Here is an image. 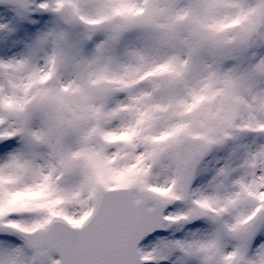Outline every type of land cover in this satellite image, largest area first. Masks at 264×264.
Returning <instances> with one entry per match:
<instances>
[{"label":"snow or ice","instance_id":"obj_1","mask_svg":"<svg viewBox=\"0 0 264 264\" xmlns=\"http://www.w3.org/2000/svg\"><path fill=\"white\" fill-rule=\"evenodd\" d=\"M0 264H264V0H0Z\"/></svg>","mask_w":264,"mask_h":264}]
</instances>
